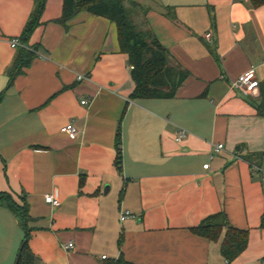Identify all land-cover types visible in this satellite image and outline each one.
Instances as JSON below:
<instances>
[{
  "label": "crops",
  "instance_id": "obj_1",
  "mask_svg": "<svg viewBox=\"0 0 264 264\" xmlns=\"http://www.w3.org/2000/svg\"><path fill=\"white\" fill-rule=\"evenodd\" d=\"M124 6L188 72L174 99L134 100L116 24L87 12L61 24L64 0H47L28 41L36 57L10 83L19 53L11 41L21 42L35 2L0 0V193L27 203L30 217L24 228L0 201V264H16L26 232L35 264H229L222 240L193 231L219 213L250 234L231 264H264V6ZM252 69L260 84L247 95L236 84ZM70 123L78 135L61 132ZM179 129L188 132L182 143ZM48 194L60 204L46 203ZM122 210L133 217L121 222Z\"/></svg>",
  "mask_w": 264,
  "mask_h": 264
},
{
  "label": "trees",
  "instance_id": "obj_2",
  "mask_svg": "<svg viewBox=\"0 0 264 264\" xmlns=\"http://www.w3.org/2000/svg\"><path fill=\"white\" fill-rule=\"evenodd\" d=\"M35 9L24 29L22 46L18 47V55L9 69L10 83L31 65L36 57L35 50L29 47L28 41L41 24L47 0H34ZM253 7L264 6V0H250ZM80 12H87L115 23L121 51L129 56L132 68L131 76L135 83L132 95L134 100H170L176 97L178 89L188 78V72L179 64H172L168 50L151 32L139 31L131 20V14L124 6V0H64L62 17L58 20L66 24ZM261 87V103L257 107L258 114L264 117V82ZM118 139L117 166L121 169V141ZM251 162V159H249ZM7 200L9 208L16 214L24 228L30 221L28 205L14 202L10 196L0 193V201ZM194 233L211 242H221V255L231 264L248 248L250 234L248 231L232 227L225 213H219L207 219L193 229ZM28 233L20 249L19 264H35V257L28 247ZM107 264H130L125 259Z\"/></svg>",
  "mask_w": 264,
  "mask_h": 264
},
{
  "label": "built area",
  "instance_id": "obj_3",
  "mask_svg": "<svg viewBox=\"0 0 264 264\" xmlns=\"http://www.w3.org/2000/svg\"><path fill=\"white\" fill-rule=\"evenodd\" d=\"M205 39L212 43L213 41V33L212 32H208L206 35H205ZM11 46L13 48H18L20 46H22L21 42H20V39H13L11 41ZM133 67H131L132 69ZM85 78L83 76H80L78 78V80L82 81L84 80ZM259 81L257 80V77H256V74H255V71L254 69L248 71L247 73H245L242 77H240L238 83L236 84L237 87H239L240 89H242L245 94L247 95H253L254 94V91L259 87ZM83 105H87L89 104L88 101H83L82 102ZM61 132L62 133H67V134H70V135H78V129L75 127V125L73 123H70L68 125H66L65 127H63L61 129ZM188 136V132L184 129H179L177 134H176V137H175V141L177 143H182ZM224 148L223 145H217L215 148H214V152L215 153H219L220 151H222ZM214 156L211 155V159L213 158ZM210 167V164H207L204 166V169L205 170H208ZM263 181H264V178H263ZM45 202L52 205V206H58L60 204L59 200L56 199L53 195H45ZM133 217L132 213L130 211H127V210H122L120 212V221L121 222H124L125 220H127L128 218H131ZM75 248V245L74 243L70 242L68 243L67 245L64 246V249L67 250V251H70V250H73ZM103 259H106V257H102Z\"/></svg>",
  "mask_w": 264,
  "mask_h": 264
},
{
  "label": "water",
  "instance_id": "obj_4",
  "mask_svg": "<svg viewBox=\"0 0 264 264\" xmlns=\"http://www.w3.org/2000/svg\"><path fill=\"white\" fill-rule=\"evenodd\" d=\"M22 248H23V247H22ZM22 248H21V249H22ZM19 260H20V259L18 258V260H17L16 264H19Z\"/></svg>",
  "mask_w": 264,
  "mask_h": 264
}]
</instances>
